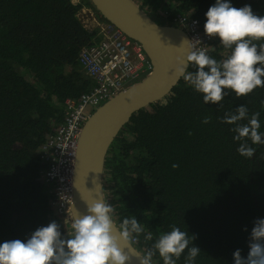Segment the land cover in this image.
Here are the masks:
<instances>
[{"label": "trees", "instance_id": "16d2710c", "mask_svg": "<svg viewBox=\"0 0 264 264\" xmlns=\"http://www.w3.org/2000/svg\"><path fill=\"white\" fill-rule=\"evenodd\" d=\"M135 1L161 23L196 20L202 33L205 13L215 4ZM230 3L250 5L264 16V0ZM83 7L93 8L89 0H0V243L26 242L52 221L62 236L71 231L70 211L55 214L50 206L54 183L44 174L49 141L64 121L65 99L94 87L77 59L82 46L100 40L98 30L89 31L79 19ZM203 50L218 61L230 55L218 36ZM221 103L206 104L203 94L181 78L163 98L135 111L110 144L103 170L105 200L115 209L118 226L134 216L145 233L153 234V241L141 234L134 243L141 252L175 225L189 237L194 234L193 244L201 249L195 264H234L237 249L247 257L251 230L264 218V144L247 140L255 153L241 156L235 125L222 118L244 104L249 119L260 114L258 131L264 139V87L239 98L230 93ZM205 117L208 123L202 122ZM186 255L177 264H185ZM154 264H163L158 254Z\"/></svg>", "mask_w": 264, "mask_h": 264}, {"label": "clouds", "instance_id": "9594fccd", "mask_svg": "<svg viewBox=\"0 0 264 264\" xmlns=\"http://www.w3.org/2000/svg\"><path fill=\"white\" fill-rule=\"evenodd\" d=\"M205 16V34L218 36L220 45L229 49L230 55L218 61L188 43L186 60L176 57L175 72L203 94L206 104L218 103L223 107L221 102L230 93L239 98L257 87H264V16L256 15L247 4L233 7L230 0H215ZM189 67L195 71H188ZM259 115L253 113L249 119L248 109L242 104L234 114L225 113L222 118V122L235 125L233 139L241 141L237 149L241 156L250 158L255 153L247 140L252 144H264L258 131L261 127ZM209 119L205 117L202 122L208 123ZM245 119H248L247 124L239 123ZM86 204L87 214L73 213L67 237L62 236L60 225L52 221L37 228L26 242L14 239L0 243V264H127L131 258L119 241L131 245L141 234L146 242L153 241V234L145 233L134 216L124 218L119 225V236L114 234L113 229H117L113 219L115 209L106 200ZM194 239V234L189 237L188 232L173 225L171 231L160 234L150 247L138 252L139 264H154L157 254L163 264H177L185 251V264H195L201 249L193 244ZM249 249L247 257H242L241 250L237 249L233 253L234 264H264V218L255 221Z\"/></svg>", "mask_w": 264, "mask_h": 264}, {"label": "water", "instance_id": "95a60500", "mask_svg": "<svg viewBox=\"0 0 264 264\" xmlns=\"http://www.w3.org/2000/svg\"><path fill=\"white\" fill-rule=\"evenodd\" d=\"M89 1L100 16L140 45L150 69L141 79L102 102L84 121L71 174V219L73 213L87 214L86 202L105 200L103 170L110 144L135 111L163 98L182 78L175 72L176 57L186 60L188 43L191 44L182 27L151 18L135 0ZM116 227L113 231L119 236V226L116 224ZM119 242L131 258L127 264H139L138 252L141 251L134 244Z\"/></svg>", "mask_w": 264, "mask_h": 264}, {"label": "built area", "instance_id": "2783aa9c", "mask_svg": "<svg viewBox=\"0 0 264 264\" xmlns=\"http://www.w3.org/2000/svg\"><path fill=\"white\" fill-rule=\"evenodd\" d=\"M97 14L91 7L81 8L78 14L86 29H96L100 35L98 42L82 46L77 53L78 62L85 74L93 80L94 87L76 99H65L64 121L49 141L50 150L46 157L50 160L44 177L54 183V198L50 206L55 214L69 212L73 159L84 121L102 102L139 80L150 69V63L140 45L112 23L99 19ZM183 20L181 18L175 25L186 31L195 49L203 50L204 44L211 37L198 31L196 20L186 23ZM42 150L45 153L46 146Z\"/></svg>", "mask_w": 264, "mask_h": 264}, {"label": "rangeland", "instance_id": "374dc122", "mask_svg": "<svg viewBox=\"0 0 264 264\" xmlns=\"http://www.w3.org/2000/svg\"><path fill=\"white\" fill-rule=\"evenodd\" d=\"M65 223L67 224L68 223V220H65Z\"/></svg>", "mask_w": 264, "mask_h": 264}]
</instances>
